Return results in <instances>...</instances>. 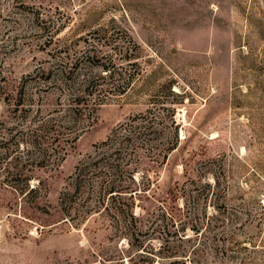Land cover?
<instances>
[{"label":"rangeland","instance_id":"374dc122","mask_svg":"<svg viewBox=\"0 0 264 264\" xmlns=\"http://www.w3.org/2000/svg\"><path fill=\"white\" fill-rule=\"evenodd\" d=\"M141 125L131 195L65 221L78 163ZM0 264H264V0H0Z\"/></svg>","mask_w":264,"mask_h":264},{"label":"trees","instance_id":"16d2710c","mask_svg":"<svg viewBox=\"0 0 264 264\" xmlns=\"http://www.w3.org/2000/svg\"><path fill=\"white\" fill-rule=\"evenodd\" d=\"M168 91L174 93L170 85L168 86ZM84 94L89 95L90 93L86 89H77L68 93L66 100H71V102L66 105L70 107V103H74V105L80 103ZM67 110H71L76 114V109L69 108ZM54 114V112L48 113V116L43 117L44 120L37 126V129L42 130L41 134H33V137L40 138L37 141L38 143H40L39 141H41L42 137L45 138L43 135L47 136V144L43 147L44 153L53 150L54 146L52 144L58 141L57 135L59 134V129L63 126L61 121L66 119V114L62 115L61 109H58L56 116ZM139 127L138 133L129 132L122 136L119 146H115L116 137L112 136L111 138L110 135L96 146L92 154L87 155L86 158L78 163L72 178V184L60 196V203L66 214H68L65 221L72 220L77 225L92 214L90 210L99 208L100 200L102 201L104 195L114 196L121 194V192H128L131 195L134 190L131 185L123 183L125 179L121 175L126 171L133 173L137 167L138 163L136 164V162L139 159L137 150L142 147V140H144L142 138L144 137V131L141 130L143 126ZM76 138L77 134L67 135L64 140L66 142H74ZM162 157L164 159L166 154L164 153ZM134 159H136L134 164L136 167L131 170L127 169ZM127 178L133 181L132 175ZM78 199L85 203L84 206L80 205L79 208H76V205L79 204ZM88 200L90 203H87L89 202Z\"/></svg>","mask_w":264,"mask_h":264}]
</instances>
